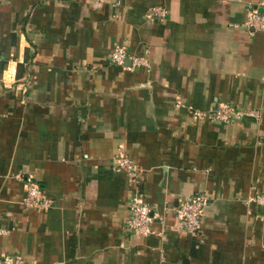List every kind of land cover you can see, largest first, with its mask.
I'll return each instance as SVG.
<instances>
[{
    "label": "crops",
    "instance_id": "crops-1",
    "mask_svg": "<svg viewBox=\"0 0 264 264\" xmlns=\"http://www.w3.org/2000/svg\"><path fill=\"white\" fill-rule=\"evenodd\" d=\"M264 0H0V256L23 264H264ZM160 5L166 16L149 18ZM147 65L110 62L116 45ZM129 65L130 62L126 61ZM222 102L255 115L220 122ZM139 167L159 216L126 231ZM29 175L53 201L25 207ZM205 193L201 232L173 207Z\"/></svg>",
    "mask_w": 264,
    "mask_h": 264
},
{
    "label": "built area",
    "instance_id": "built-area-1",
    "mask_svg": "<svg viewBox=\"0 0 264 264\" xmlns=\"http://www.w3.org/2000/svg\"><path fill=\"white\" fill-rule=\"evenodd\" d=\"M264 5V3H261ZM166 9L160 5L151 7L146 16L149 18L164 19ZM249 34L264 30V11L257 7L250 6L246 11L245 20L242 23ZM111 63L134 69L138 66L147 65V56L145 54L130 53L123 45L116 44L109 53ZM126 61L130 64L127 65ZM209 115L212 119L220 122H232L240 120L246 115H255L254 110L236 108L227 102L219 103ZM113 169L125 174L130 185L134 187V193L128 206V216L125 220L126 231L138 236H146L152 232L151 224L154 218L159 214L153 211L152 207L143 199L138 192L137 184L140 180V171L127 155L120 154L113 159ZM25 196L22 204L25 207L36 210L49 209L53 201L47 197L38 183L29 175L25 176ZM250 200L264 209V192L255 194ZM209 204L208 196L205 193H195L189 197L179 199L173 207V214L178 226L183 228L190 235H198L201 232V222ZM5 232L0 228V233ZM0 264H23L22 257L12 253H5L0 256Z\"/></svg>",
    "mask_w": 264,
    "mask_h": 264
}]
</instances>
